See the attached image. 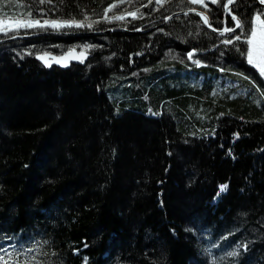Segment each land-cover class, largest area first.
<instances>
[{"label": "trees", "instance_id": "obj_1", "mask_svg": "<svg viewBox=\"0 0 264 264\" xmlns=\"http://www.w3.org/2000/svg\"><path fill=\"white\" fill-rule=\"evenodd\" d=\"M116 1L64 0L62 12L38 15L81 18L87 12L94 20ZM35 3L0 0V16L36 15L29 13ZM246 5L249 0H237L241 11ZM186 6L193 4L166 0L151 17L126 19L132 21L126 31H107L123 21H101L102 33L41 32L0 44V227L6 233H44L52 241L46 250H58L64 264H194L202 251H194L197 238L183 228L193 208L200 225L215 229L211 264H264V96L257 85L216 67L158 63L167 48L186 53L215 43L195 13L158 18ZM210 9L217 26L223 9ZM148 20L155 21L152 30H134ZM156 28L172 35H151ZM190 31V43L176 39ZM84 41L105 47L88 49L85 61L65 68L12 50L46 45L40 50L63 52ZM237 68L264 88L246 57ZM221 183L228 189L215 188ZM216 190L225 195L211 212L204 202ZM230 219L235 231L223 226ZM233 241H250L248 251L228 257L237 247ZM82 244L88 245L86 262L72 251Z\"/></svg>", "mask_w": 264, "mask_h": 264}, {"label": "snow or ice", "instance_id": "obj_2", "mask_svg": "<svg viewBox=\"0 0 264 264\" xmlns=\"http://www.w3.org/2000/svg\"><path fill=\"white\" fill-rule=\"evenodd\" d=\"M118 2L131 4L132 0H118ZM64 3V0H60V4L56 3V0H36V3L29 8V13H32V9H35L36 15H30L28 18L15 19L7 22L8 26L0 27V32L6 33V36H0V44L3 43L5 39L17 36V35H29L30 33L19 31L10 32L11 29H34L35 32L31 34H39L41 32H71L77 30H96L101 31L102 29L96 27L101 21H123L121 27L127 28L129 23L132 21L126 20V17H132L135 19H142L145 16H152L153 12L161 9L166 3V0H143L139 6L135 7V10L128 11H117L115 14L109 15V9H114L115 4L109 3L107 7L103 9V15L95 14V19H89V14L87 12L83 13L81 18H76L75 15H70L68 18L64 16L57 15L56 18L50 16L38 15L40 13L51 12H62L63 9L60 7ZM191 4L203 5L204 11L197 9L196 7L186 6L184 11L196 13L198 12L201 20L196 21L199 25L200 23L207 25L208 29H214L212 33H206L215 39V43L210 44V48H202L193 46L186 51H177L176 48H167L164 56L161 57L162 63L164 59H174L179 60L180 63L185 65L186 69L202 68V66H211L219 69L220 73H233L236 77H245V72L237 68L240 61L246 57L248 64L255 65L260 69L261 76H264V0H249V5H246L245 10L241 11L237 6V0H190ZM210 5H216L217 10L222 8L225 13L223 26L214 27L213 23L210 22V17L208 12L211 11ZM47 6V7H46ZM147 6L148 11L144 8ZM255 9V11H249L248 7ZM235 8V10H233ZM166 11V9H165ZM230 16V18H229ZM163 20L167 21L169 15H163ZM219 20V16L216 17ZM145 24L152 28L155 25V21L148 20L140 25L143 29ZM203 30L200 27L196 28L197 33H201ZM157 32H163L165 35L171 36L172 33L165 32L163 28H156L155 32L150 33L155 36ZM194 34L190 31L187 36L179 35L176 37L177 40L184 42L185 44L190 43ZM258 36L261 40L258 41ZM105 40H108V36H104ZM198 40L199 37H196ZM153 43L148 41V44ZM41 47L37 45H29L23 49L19 46L13 51L17 52V55L23 57L25 53L30 55H35L39 60L43 62L44 65L51 66L53 61L58 64L66 65L70 60L75 59L83 61L84 57L88 56V49L95 50L97 48H104L103 44H92L84 41L79 45L80 52L76 53V45L67 46V51L62 52L61 55H55L50 51L40 50ZM147 47V45L145 46ZM145 49L142 48L141 52L136 53L140 55ZM214 50L218 52V55H213L209 57V51ZM260 54V58H257V54ZM115 56L116 53H111ZM131 55V54H130ZM15 59V57H14ZM104 59H109V57H104ZM131 62V61H129ZM91 66V65H90ZM123 68L124 65L122 64ZM150 68H145L144 71H150ZM174 70V69H173ZM139 69L135 73H129L130 75H138ZM195 75H201L200 72L194 73ZM250 79L252 84L257 85V91L260 92L261 96H264V88H261L255 79L251 76L246 77ZM131 83V81H129ZM99 87V86H98ZM139 87V85H137ZM117 113L120 111L119 107L116 109ZM151 113L153 110L148 109ZM221 115H223L221 113ZM243 119V117H241ZM213 134L214 130H213ZM239 132L233 133L234 137H238ZM231 151V149H229ZM227 187L226 184L221 183L219 188L224 190ZM219 196V193H217ZM173 231H175L173 229ZM191 231L197 234H203L205 229H201L199 226L193 224ZM235 231V229L233 230ZM230 233H225L217 240L216 248L220 249L223 247L222 241ZM39 237V238H37ZM7 241V243H6ZM15 241V243H13ZM52 243L51 238L46 237V235L40 231H36L35 234L27 233L26 229L22 228L19 232L12 231L11 233H6L2 227H0V264H64L61 258V253L57 250L55 252H49L46 247ZM237 245L236 248L228 251L226 255L228 257H237L240 255V249L244 252L248 251V245L250 241H233ZM87 246V245H85ZM74 252H79V249H72ZM207 252V249H204ZM35 253V254H34ZM85 262L87 257L84 258ZM216 258L213 257V261ZM194 264H207V258L201 261H194Z\"/></svg>", "mask_w": 264, "mask_h": 264}, {"label": "bare ground", "instance_id": "obj_3", "mask_svg": "<svg viewBox=\"0 0 264 264\" xmlns=\"http://www.w3.org/2000/svg\"><path fill=\"white\" fill-rule=\"evenodd\" d=\"M116 2L118 3V1H116ZM142 2H143V0H142ZM142 2L133 4L131 6L130 5L125 6L124 3H120V4H118L119 6L117 5L114 9H109V15L115 14V12L121 11V10H125V9H127L128 11L129 10H135V7L136 6H139V4L142 3ZM113 4H116V3H113ZM198 8L202 9L203 11L205 10L203 8V5L202 6L201 5H198ZM184 9L185 8L180 9V10H184ZM180 10L177 9L175 11H180ZM187 13H192V12H187ZM182 14H185V13H182ZM178 15H180V14H178ZM208 15L210 17V22L212 23L211 16H210V13L209 12H208ZM224 17H225V13H224V10H223L222 13H221V16H220V24H218L217 26H223ZM129 18H132V17H127V19H129ZM229 18H230V16H229ZM199 19L201 20L200 17H199ZM204 26L207 28V25H204ZM214 27H216V26L214 25ZM111 29L112 28H108L107 31H111ZM152 29H153V27L152 28H149L146 24H145V27L143 29L140 28V25H138L135 28V30H137V31H150ZM209 30H211L212 32L214 31V29H209ZM14 39L15 38H13V37L10 38V40H14ZM241 70H243L245 72V77H236L235 76L236 79H243L245 81H249L250 83H252L250 79H247L246 78V77H248V75H246V70L244 68L241 69ZM157 116H159V115H157ZM180 153H181V151H180ZM182 158L183 157L179 154L178 161H180ZM215 188L220 189L218 184H216ZM225 189H228V186ZM217 193L218 192L216 190V193L212 195L213 197L210 200H208V201L206 200L207 202L206 201L204 202L206 204V207L207 208H211V212H212V210L218 208L219 202H221L223 200V197L225 195V192H223V191H221L219 193V196H217ZM190 211H191V214L188 215V217L185 219V221L183 223V228H186L187 227V229L191 231L192 225L195 224V225L199 226L201 229L207 230V231H204L203 232V235L202 234H197V233H194L193 232L194 233V237L196 236V238H197V240H196V246H195V248L193 247V249H194V251H195V249L202 251L201 253H199V252H196L195 253V255L197 257L195 261L204 260V258L206 257L207 258V264H211L213 262V257H214L213 255L214 254L209 249L211 248V246L215 242V238H214V236L216 235L214 233L215 232V229L213 227V224L207 225V226L206 225H200L202 218L194 212V209L193 208L189 209V212ZM217 218H218L217 221L220 220L222 218V215L219 214ZM212 223H214V222H212ZM223 226L227 227L230 230H233V226L235 228H237V225L235 224V222L233 223L232 219L223 222ZM204 235H208V236H204ZM85 245H87V244H82L79 248H77V249H79V252L78 253L73 251L75 254H78L82 259H84L85 257L88 256L87 253H86V250L88 249V245L87 246H85ZM204 249H207V252H205ZM220 249L222 250L223 247L220 248ZM115 256H117V254Z\"/></svg>", "mask_w": 264, "mask_h": 264}, {"label": "rangeland", "instance_id": "obj_4", "mask_svg": "<svg viewBox=\"0 0 264 264\" xmlns=\"http://www.w3.org/2000/svg\"><path fill=\"white\" fill-rule=\"evenodd\" d=\"M190 1V0H189ZM121 2H118V3H116L115 5L117 6L118 4H120ZM124 5H125V3H124ZM196 6V5H200V4H193V6ZM202 6V5H201ZM192 7V6H191ZM180 10V9H179ZM121 11H124V10H121ZM129 11H133V10H129ZM178 15V14H177ZM23 18H28V17H23V16H0V27H5V26H8V23L7 22H9V21H12V20H15V19H23ZM126 19H127V17H126ZM118 20H114L113 22H117ZM106 23H109V21H105ZM117 28H120V27H117ZM25 30V32H28L29 30H33V29H23V28H21V29H18V30H15V29H11L10 28V32H14V31H19V32H22V31H24ZM112 30H114V29H111V31ZM118 30H120V29H118ZM102 31V30H101ZM53 33H55V32H53ZM99 33H102V32H99ZM6 35H8V34H6V33H2V32H0V36H6ZM26 38H27V36H26ZM16 39V38H15ZM18 39V38H17ZM259 40H261V37H259L258 36V41ZM6 41H10V40H6ZM6 41H3V42H6ZM79 49H77V50H80V47H78ZM46 51H49V50H46ZM65 51H67V50H65ZM65 51H63V52H65ZM51 52V51H50ZM53 54H61L62 52H52ZM257 58L259 59L260 58V54L258 53L257 54ZM250 66H252L254 69H255V71H256V73H257V75L259 76V78H260V80L261 81H264V76H261V74H260V69L259 68H257L255 65H251V64H249Z\"/></svg>", "mask_w": 264, "mask_h": 264}, {"label": "water", "instance_id": "obj_5", "mask_svg": "<svg viewBox=\"0 0 264 264\" xmlns=\"http://www.w3.org/2000/svg\"><path fill=\"white\" fill-rule=\"evenodd\" d=\"M192 7H196V6H192ZM197 9H199V10H201V11H203L202 9H200V8H198V7H196ZM182 13H186L184 10H180V11H174V12H172V13H170L169 14V19L172 17V16H174V15H177V14H182ZM195 14H197L198 16H199V14H198V12H196ZM112 29H115V28H112ZM116 29H120V30H125L126 31V29L125 28H123V27H120V28H117L116 27ZM135 30V29H134ZM135 31H137V30H135ZM99 32H103V31H99ZM130 32V31H129ZM34 35H37V34H29V35H17V36H14L13 38H26V36L27 37H30V36H34ZM12 38V37H11ZM6 40H10V38H8V39H5L4 41H6ZM66 52V51H65ZM79 52H80V50H77L76 49V53L77 54H79ZM62 54V53H61ZM61 54H55V55H61ZM87 57V56H86ZM86 57H84V60H85V58ZM38 59V58H37ZM39 60V59H38ZM39 61H41V60H39ZM42 62V61H41ZM81 61H79V60H75V59H72V60H70L69 61V63H67L66 65H61V64H58V63H56L55 61H53V63H52V65L54 64V65H57V66H60V67H67V66H69V64L70 63H80ZM43 63V62H42ZM47 66V65H46Z\"/></svg>", "mask_w": 264, "mask_h": 264}]
</instances>
